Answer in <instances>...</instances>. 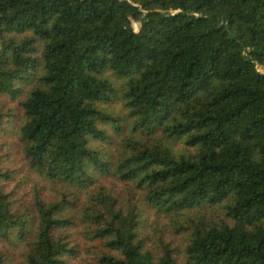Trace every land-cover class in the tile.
<instances>
[{
  "label": "trees",
  "instance_id": "trees-1",
  "mask_svg": "<svg viewBox=\"0 0 264 264\" xmlns=\"http://www.w3.org/2000/svg\"><path fill=\"white\" fill-rule=\"evenodd\" d=\"M0 264H264V0H0Z\"/></svg>",
  "mask_w": 264,
  "mask_h": 264
},
{
  "label": "water",
  "instance_id": "water-1",
  "mask_svg": "<svg viewBox=\"0 0 264 264\" xmlns=\"http://www.w3.org/2000/svg\"><path fill=\"white\" fill-rule=\"evenodd\" d=\"M134 4H136V3H134ZM178 10H180V9L179 8H175L172 11L175 12V11H178ZM134 26H137V22L134 23Z\"/></svg>",
  "mask_w": 264,
  "mask_h": 264
},
{
  "label": "rangeland",
  "instance_id": "rangeland-1",
  "mask_svg": "<svg viewBox=\"0 0 264 264\" xmlns=\"http://www.w3.org/2000/svg\"><path fill=\"white\" fill-rule=\"evenodd\" d=\"M15 139V135H11Z\"/></svg>",
  "mask_w": 264,
  "mask_h": 264
}]
</instances>
